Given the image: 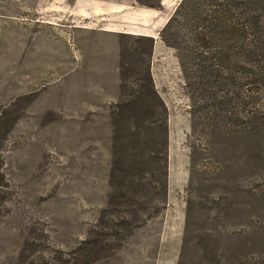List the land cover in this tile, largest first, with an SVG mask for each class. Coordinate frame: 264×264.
Masks as SVG:
<instances>
[{
  "label": "rangeland",
  "instance_id": "374dc122",
  "mask_svg": "<svg viewBox=\"0 0 264 264\" xmlns=\"http://www.w3.org/2000/svg\"><path fill=\"white\" fill-rule=\"evenodd\" d=\"M179 2L0 0V264H264V164L193 115ZM107 46L112 90L79 99Z\"/></svg>",
  "mask_w": 264,
  "mask_h": 264
},
{
  "label": "trees",
  "instance_id": "16d2710c",
  "mask_svg": "<svg viewBox=\"0 0 264 264\" xmlns=\"http://www.w3.org/2000/svg\"><path fill=\"white\" fill-rule=\"evenodd\" d=\"M160 38L198 69L208 103L193 115L225 142L249 140L264 164V0H180Z\"/></svg>",
  "mask_w": 264,
  "mask_h": 264
},
{
  "label": "crops",
  "instance_id": "0c3cea01",
  "mask_svg": "<svg viewBox=\"0 0 264 264\" xmlns=\"http://www.w3.org/2000/svg\"><path fill=\"white\" fill-rule=\"evenodd\" d=\"M76 6L79 8H85L88 6V4L87 3L74 4L75 8H76ZM78 30H81L79 32H82V33H85L83 31H91L88 28H86L85 26L78 27ZM99 31L101 33L100 36H103V38H109L108 34L113 33L112 31L105 30V29H100ZM103 45H105V44L103 43ZM111 50H112V47H108V46H107L106 50L104 49L106 56L103 59H101V61H100V59L99 60L96 59L95 62L91 61V59L90 58L88 59V57L85 55L86 60L83 61L82 71L79 73L73 72V76L71 78L72 79V90L75 92H78L77 97L79 99H81V98H87V99L94 98L97 95L96 92H102V91L108 92L109 89L112 90L113 87H110L112 83L109 86H104V87H102L100 83H97V80L99 82H101V80L103 79V77L105 75H108V76L110 75L112 77L114 76L113 72H110L108 70L110 68H107L105 66L107 64L109 66H113V62H111V60H112V51L114 50V47H113V50L112 51ZM87 53H88V51H87ZM83 56L84 55L82 54V57ZM106 59H111V60L106 62L107 61ZM97 63L99 65L98 68L96 67ZM116 74H118V72H116L115 75ZM116 84L118 85L119 82L117 81ZM115 87H116V90H118V87L116 85H115Z\"/></svg>",
  "mask_w": 264,
  "mask_h": 264
}]
</instances>
